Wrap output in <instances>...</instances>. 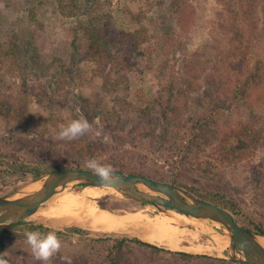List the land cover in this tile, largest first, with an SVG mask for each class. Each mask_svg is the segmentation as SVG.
<instances>
[{"label": "rangeland", "instance_id": "1", "mask_svg": "<svg viewBox=\"0 0 264 264\" xmlns=\"http://www.w3.org/2000/svg\"><path fill=\"white\" fill-rule=\"evenodd\" d=\"M59 1L0 0V89L6 96L1 103L17 109L0 114V198L55 170L88 169L86 161L97 158L114 170L207 199L220 196L239 207L241 223L264 228V0H91L102 27L113 28L109 35L143 36L141 53L129 52L133 62L125 72L90 54L89 42L76 32L77 16L63 14ZM175 1L186 15L171 9ZM233 25L239 30L235 39ZM30 35L43 69H10L2 51L14 37ZM242 83L250 88L246 102L238 99ZM81 117L91 124L89 133L72 141L54 139L60 125ZM18 160L33 164L42 176L3 166ZM83 189L70 186L42 210L57 222L67 219L53 199ZM118 196L101 195L98 206L111 212L141 205ZM201 225L186 227L200 233L199 240L185 243L200 251L157 246L164 252L134 244L130 252L113 248L117 239L138 238L131 234L44 226L66 233L58 235L62 247L50 264H110L111 259L117 264H235L204 228L216 232L217 224ZM24 226L0 228V251H7L9 264H43L25 243L29 230ZM76 228L90 234H77ZM93 237L101 240H89ZM179 252L192 257L173 254Z\"/></svg>", "mask_w": 264, "mask_h": 264}, {"label": "water", "instance_id": "2", "mask_svg": "<svg viewBox=\"0 0 264 264\" xmlns=\"http://www.w3.org/2000/svg\"><path fill=\"white\" fill-rule=\"evenodd\" d=\"M115 171V170H114ZM120 181L111 186L101 185L99 179L86 168L55 170L27 187L0 198V228L39 224L53 226L54 220L43 221L34 217L52 198L70 186L112 187L123 197L138 201L143 206H154L159 211H176L194 220L193 224L214 222L219 231L207 232L228 241L225 254L242 264H264L261 235L242 227L232 212L215 203L199 198L186 189L143 175L115 171ZM40 184L38 188H31ZM225 230L228 231L225 233ZM229 236V238H227Z\"/></svg>", "mask_w": 264, "mask_h": 264}, {"label": "trees", "instance_id": "3", "mask_svg": "<svg viewBox=\"0 0 264 264\" xmlns=\"http://www.w3.org/2000/svg\"><path fill=\"white\" fill-rule=\"evenodd\" d=\"M59 6L63 14L77 16L78 27L76 29V32L83 33L84 37L89 42L90 54H92L95 57L101 58L100 62L104 61L105 63L107 62L108 64V62L111 60L115 68H117L119 71L125 72V70H127L130 67L131 63L133 62V57L130 54L136 53V55H139L141 53L139 48L145 42L143 36H141L139 32L136 33L120 32L117 34V36L109 35L108 31H112L113 28L111 27L108 29V27H104V28L102 27L103 25L102 19L100 18V15L96 13L95 11L96 7L93 5L91 0H60ZM170 6L172 7L171 9H173L174 11L180 14L186 15V13L188 12L187 9L182 7L176 1L170 4ZM226 7L229 12L231 13L233 12L231 2L226 1ZM230 32L234 36V39L238 37L239 30L235 25L231 26ZM8 45H9V50L8 51L3 50L1 54L4 55V57L6 58V64L10 69L11 68L31 69V70H33L34 68L37 70L43 69L44 63L43 61L40 60L39 49L36 46L34 38L31 35L30 37L27 36V39L25 40H23L20 36H16L13 39H11ZM132 51L133 53L129 54V52ZM241 86H243V88L239 90L240 96H238V99L246 102L248 101L250 88H248V83H242ZM3 101H6V96L0 89V114L9 116V114H11V111L17 110L13 103H11V105H7L5 103H1ZM19 104L20 103L18 102V105ZM18 161L19 162H13V163L6 162L3 163V166H5L8 171H13L15 173H20V174L31 173L34 175L35 178L42 176L41 171L35 170L33 164L29 162L24 163L23 161L20 160ZM115 171H122V170H115ZM189 192L197 195L201 199L210 201L221 207H224L225 209L233 213V215L236 217V219L239 221L242 227L246 228L247 230L253 233L264 236V228L261 225L256 224L253 221H250L249 226L244 225L243 223L240 222L239 218L242 215V212L240 211L237 205H233V204L231 205L226 203V201H221L223 200V198L221 199L220 196L217 197L218 200L215 198L207 199L191 190H189ZM24 228L29 231H39L41 233H46L48 231H55L57 236L58 235L64 236L66 234L62 231H56L44 225L26 224ZM73 231L77 234H87V235L90 234V233L88 234L83 229H79V228H76ZM104 237H107V235H105ZM89 240L98 241L101 240V238L93 237V238H89ZM132 244L147 247L148 249L154 252H164V249H161L155 245L142 241L139 238H133V237L131 238L127 236L121 239H117L114 243L113 248L118 252L122 250L124 251L128 250L130 252L132 251V249L130 248ZM0 254L3 253L0 251ZM173 254H177L182 257H189V258L192 257V255H187L186 253H180V252ZM234 263L241 264L237 262ZM110 264H117V263L114 259H111Z\"/></svg>", "mask_w": 264, "mask_h": 264}, {"label": "bare ground", "instance_id": "4", "mask_svg": "<svg viewBox=\"0 0 264 264\" xmlns=\"http://www.w3.org/2000/svg\"><path fill=\"white\" fill-rule=\"evenodd\" d=\"M39 185L33 184L31 188H38ZM100 189L97 191L85 188L77 193L61 194L54 198L53 203L58 202L61 217L67 219L59 222L54 220L53 226H79L96 232L131 234L147 243L171 251H200V249L185 245V243H190V239L197 240L200 233V231L193 232L186 228V224L194 223L190 217L175 211L162 212L153 206L138 204L129 210L110 212L98 206L97 199L99 196L113 193L122 196L123 194L112 187ZM124 204L125 202L121 201L120 205ZM48 215L49 211L40 209L34 217L43 221L53 220ZM217 226L220 227L218 224ZM227 232L225 230V233ZM214 238L217 241L218 250L222 252L227 249L228 241L225 242L223 238L218 236H214ZM259 241L264 247V236H260Z\"/></svg>", "mask_w": 264, "mask_h": 264}, {"label": "clouds", "instance_id": "5", "mask_svg": "<svg viewBox=\"0 0 264 264\" xmlns=\"http://www.w3.org/2000/svg\"><path fill=\"white\" fill-rule=\"evenodd\" d=\"M92 130L89 121L83 117L73 119L67 124H62L59 127L58 133L54 139L61 141H72L84 136ZM86 167L96 176L101 185L111 186L120 181V177L116 175L113 167L104 164L100 159L91 158L86 161ZM25 243L30 247L31 253L37 261L43 264H50L51 259L60 252L62 242L55 231L41 233L39 231H25ZM7 251L0 254V264H9L5 258ZM64 259H67L66 257ZM71 264V260H68Z\"/></svg>", "mask_w": 264, "mask_h": 264}]
</instances>
